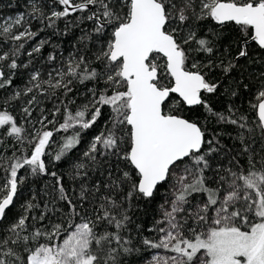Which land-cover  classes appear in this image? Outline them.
Listing matches in <instances>:
<instances>
[{
	"label": "snow or ice",
	"instance_id": "6c2138e0",
	"mask_svg": "<svg viewBox=\"0 0 264 264\" xmlns=\"http://www.w3.org/2000/svg\"><path fill=\"white\" fill-rule=\"evenodd\" d=\"M9 7L21 10L0 16V264H131L142 252L143 264H264V72L244 83L240 63H264V0ZM59 22L61 35L80 30L77 44L42 71L50 40L37 38ZM241 90L243 112L209 103ZM34 177L49 178L42 195L19 204ZM141 201L156 202L147 228Z\"/></svg>",
	"mask_w": 264,
	"mask_h": 264
},
{
	"label": "trees",
	"instance_id": "16d2710c",
	"mask_svg": "<svg viewBox=\"0 0 264 264\" xmlns=\"http://www.w3.org/2000/svg\"><path fill=\"white\" fill-rule=\"evenodd\" d=\"M21 3H23V0H20ZM16 0H0V16H8V15H14L21 9L16 7H9L10 4H15ZM39 25L37 23L33 24V29L35 30ZM58 30L53 29H45L44 32L41 33L40 37L37 39H49L50 44L47 45L44 49L43 56L38 57L35 61V67L40 68L42 71H47L49 69V65L45 62V57L47 54L53 50H55L57 53H63V56H67L69 52L73 50V46L77 44V38L80 35V30L77 28H72L70 31H68L67 35H61L60 33L64 31V23L59 22L57 26ZM55 31V34L53 32ZM236 28L235 26H231L229 29L225 30L224 36L222 40L220 41L221 45H228L230 40L232 39V36L235 34ZM33 44L35 41L32 42ZM53 45H55V49H53ZM31 45H28V49L30 50ZM223 50V48H221ZM264 56V54H261ZM22 60L25 62L27 61V57L23 56L21 57ZM241 64H245V72L244 75L248 77L249 79H245L244 83H250L254 85L255 78L261 73L264 72V63H252L247 64L244 60L240 61ZM28 71H31V68L29 70H23L22 74L19 75L16 80L14 81L15 85L17 87H23L24 82L27 80V74ZM236 73H233V76H236ZM228 81H225V84H228ZM251 94L244 93L241 90V93L236 98H229L222 95H214L209 97V103L216 108L217 110L224 109V106L228 102H232L235 105H237L240 110L243 112L245 109L248 108L247 101L250 100ZM46 107L50 108L51 104H46ZM37 115V113H34V116ZM201 118H203V114L201 113ZM209 127H216L214 124L209 125ZM230 129H222V131H228ZM224 144L231 146V140L224 136L223 141ZM84 145H82L83 147ZM67 165H60L59 170L60 171H67ZM49 178L47 177H39V178H31L30 182L25 185V188L23 190V195L20 198L19 204H22L26 199H29L31 197L32 192H38L42 195V189L44 185L48 182ZM34 181V182H33ZM19 204H17V207L13 210L14 212L19 211ZM140 208L141 211H137L135 214V218L138 223L143 225L145 228L151 225L153 217L156 214V202H153L151 204H146L143 201L140 202ZM148 235V233H145ZM150 257V254L148 252H142L137 253L135 258H131V264H143V261L145 258Z\"/></svg>",
	"mask_w": 264,
	"mask_h": 264
}]
</instances>
